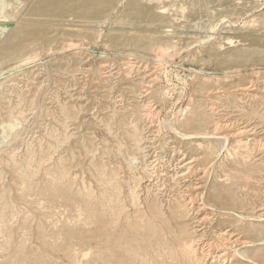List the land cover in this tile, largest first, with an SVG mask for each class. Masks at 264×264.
<instances>
[{
    "label": "rangeland",
    "instance_id": "374dc122",
    "mask_svg": "<svg viewBox=\"0 0 264 264\" xmlns=\"http://www.w3.org/2000/svg\"><path fill=\"white\" fill-rule=\"evenodd\" d=\"M2 6L0 264H183L182 236L195 264H217L204 255L222 232L234 264H264V0Z\"/></svg>",
    "mask_w": 264,
    "mask_h": 264
},
{
    "label": "bare ground",
    "instance_id": "6f19581e",
    "mask_svg": "<svg viewBox=\"0 0 264 264\" xmlns=\"http://www.w3.org/2000/svg\"><path fill=\"white\" fill-rule=\"evenodd\" d=\"M3 3H4V0H3ZM2 3V4H3ZM261 3V2H260ZM2 4H1V6H0V8L1 7H3L2 6ZM5 5V4H4ZM7 5V4H6ZM5 5V6H6ZM23 5V4H22ZM8 6V5H7ZM10 6H11V4H10ZM9 6V7H10ZM20 7H22V6H20ZM120 7V6H119ZM263 8V7H262ZM5 9H6V7H5ZM8 9V8H7ZM10 9V8H9ZM15 9V8H14ZM18 9H19V7H18ZM17 9V10H18ZM123 9V8H122ZM2 10H4V9H2ZM257 11H258V9H256ZM13 11V10H12ZM12 11H11V13H12ZM16 11V10H15ZM14 11V12H15ZM19 11V10H18ZM256 11V12H257ZM262 11V10H261ZM4 12V11H3ZM6 12V11H5ZM14 12H13V14H14ZM183 12V11H182ZM1 13V12H0ZM162 13H163V11H162ZM166 13V12H165ZM164 13V14H165ZM184 13V12H183ZM5 14V13H4ZM4 14H3V16H4ZM16 14H18L17 12L14 14V15H16ZM40 14V13H39ZM8 15V14H7ZM2 16V15H1ZM0 16V17H1ZM10 16H12V14L10 15ZM20 16V15H19ZM12 17H17V15L16 16H12ZM11 17V18H12ZM246 17V16H245ZM6 18H8V17H6ZM5 18V19H6ZM1 19H2V17H1ZM4 19V18H3ZM2 19V22L4 21ZM10 20V19H9ZM16 20V19H15ZM41 20V19H40ZM163 20V19H162ZM252 20V19H251ZM253 20H255V19H253ZM13 22H14V20H13ZM12 22V23H13ZM41 22V21H40ZM103 22V21H102ZM238 22V21H237ZM243 22V21H242ZM4 23H5V21H4ZM8 23V22H7ZM7 23H6V25H0V26H2V27H0V28H2V32H4L5 30H7L6 28L9 26V25H7ZM9 23H11V21H9ZM100 23V22H99ZM245 23V22H244ZM253 23H254V21H253ZM34 24V23H33ZM102 24V23H101ZM227 24V23H226ZM236 23H234V25H235ZM241 24V23H240ZM263 24V23H262ZM17 25V24H16ZM15 25V26H16ZM32 25V24H31ZM37 25V24H36ZM100 25V24H99ZM228 25V24H227ZM226 25V26H227ZM232 25V24H231ZM257 25V24H256ZM39 26V25H38ZM94 26V25H93ZM230 26V25H229ZM249 26H250V24H249ZM11 27V26H10ZM25 27V26H24ZM255 27V26H254ZM27 28V27H26ZM216 28V27H215ZM235 28V27H234ZM11 29V28H10ZM23 29V28H22ZM22 29H15V35H18V34H21L22 33ZM45 29V28H44ZM247 29H249V28H247ZM9 30V29H8ZM69 30V29H68ZM215 30V29H214ZM254 30H257V29H254ZM2 32H0V33H2ZM61 32H63V31H61ZM205 32V31H204ZM215 33V32H214ZM4 34V33H3ZM56 34V33H55ZM7 35V34H6ZM5 35V36H6ZM106 35V34H105ZM215 35V34H214ZM1 36H4V35H1ZM4 36V37H5ZM19 36V35H18ZM44 36V35H43ZM209 36V35H208ZM211 36H212V34H211ZM216 36V35H215ZM14 37V36H13ZM213 37V36H212ZM216 38V37H215ZM4 39V38H3ZM206 39H208V37L206 38ZM0 40L2 41V39H1V37H0ZM210 40H211V38H210ZM221 40V39H220ZM228 41V40H227ZM226 41V42H227ZM225 42V43H226ZM229 42V41H228ZM42 43V42H41ZM32 44V43H31ZM78 44V43H77ZM205 44V43H204ZM228 44V43H227ZM2 45V44H1ZM78 46V45H77ZM107 46V45H106ZM197 46V45H196ZM233 46V45H232ZM71 47V46H70ZM75 47V46H74ZM72 48V47H71ZM70 48V49H71ZM222 48V47H221ZM70 49H68V50H70ZM165 49V48H164ZM67 50V51H68ZM222 50V49H221ZM182 52V51H181ZM155 54V53H154ZM165 54V51L163 50V49H161V55L163 56ZM36 55V54H35ZM173 55V54H172ZM160 56V55H159ZM203 57V56H202ZM35 59V58H34ZM129 59V58H128ZM157 59V58H156ZM208 59V58H207ZM33 60V59H32ZM160 60H162L161 58H160ZM169 60V59H168ZM171 60V59H170ZM173 61V60H172ZM30 62H31V60H30ZM161 62V61H160ZM132 63V62H131ZM157 63H159V62H157ZM150 64V63H149ZM152 65V64H151ZM159 65V64H158ZM130 66V65H129ZM132 66V65H131ZM156 68H157V65H156ZM158 69V68H157ZM140 71V70H139ZM138 75V74H137ZM129 77V76H128ZM142 77V76H141ZM144 78V77H143ZM151 79V78H150ZM134 80V79H133ZM148 80V79H147ZM219 80V79H218ZM229 81V80H228ZM134 82V81H133ZM137 82V81H136ZM157 82H159V81H157ZM156 82V83H157ZM151 84V83H150ZM253 84V83H252ZM251 85V84H250ZM150 87H151V85H150ZM160 88V87H159ZM156 89V88H155ZM225 89V88H224ZM244 89H246L245 87H244ZM145 90H147V89H145ZM141 91V90H140ZM144 91V90H143ZM148 91V90H147ZM153 91V90H152ZM155 91V90H154ZM207 91V90H206ZM136 92V91H135ZM149 92V91H148ZM152 93V92H151ZM154 93V92H153ZM135 94V93H134ZM158 94V93H157ZM163 94V93H162ZM239 94V93H238ZM259 94V93H258ZM142 95V94H141ZM248 95V94H247ZM250 95V94H249ZM252 96V95H251ZM136 97V96H135ZM159 97V96H158ZM164 97V96H163ZM167 97V96H166ZM219 97V96H218ZM152 98V97H151ZM154 98V97H153ZM235 98V97H234ZM163 99V98H162ZM137 100V99H136ZM154 99H152V101H153ZM156 101H158L157 99H155ZM164 100H165V98H164ZM155 101V102H156ZM214 101H215V99H214ZM238 101V100H237ZM141 102V101H140ZM145 103V102H144ZM143 104V103H142ZM140 105V104H139ZM153 105V104H152ZM214 105V104H213ZM210 106V105H209ZM146 107V106H145ZM204 107H206V106H204ZM214 107V106H213ZM212 107V108H213ZM147 108V107H146ZM141 109V108H140ZM149 109V108H148ZM152 109V108H151ZM201 110V109H200ZM254 110V109H253ZM149 111V110H148ZM198 111V110H197ZM145 112V111H144ZM174 112V111H173ZM142 113V112H141ZM138 114H139V112H138ZM137 114V115H138ZM152 114V113H151ZM174 114V113H173ZM189 114V113H188ZM252 114V113H251ZM250 114V115H251ZM255 114V113H254ZM145 115V114H144ZM171 115V114H170ZM190 115H192V114H190ZM256 115V114H255ZM150 116V115H149ZM151 116H154L153 114L151 115ZM195 116V115H194ZM258 116H260V115H258ZM155 117V116H154ZM209 117V116H208ZM244 117V116H243ZM150 118H152V117H150ZM199 118V117H198ZM256 118V117H255ZM262 118V117H261ZM144 119V118H143ZM149 119V118H148ZM173 119V118H172ZM201 119H199V121H200ZM241 120H242V118H241ZM145 121V120H144ZM148 121V120H147ZM154 121V120H153ZM166 121H168V120H166ZM192 121H196L197 122V119H193ZM257 121V120H256ZM261 121V120H260ZM163 122V121H162ZM182 122V121H181ZM186 122V121H185ZM219 122V121H218ZM153 123V122H152ZM198 124H199V122H197ZM201 123H203V122H201ZM206 123H207V121H206ZM217 123V122H216ZM226 123V122H225ZM231 123V122H230ZM241 123V122H240ZM251 123V122H250ZM185 124V123H184ZM208 124V123H207ZM211 124V123H210ZM210 124H208V125H210ZM248 124V123H247ZM143 125V124H142ZM158 125V124H157ZM221 125V124H220ZM225 125V124H224ZM229 125V124H228ZM135 126V125H134ZM140 126V125H139ZM147 126V125H146ZM155 126V125H154ZM165 126V125H164ZM169 126V125H168ZM171 126V125H170ZM181 126V125H180ZM189 126V125H188ZM200 127H201V125H199ZM227 126V125H226ZM232 126V125H231ZM136 127V126H135ZM134 127V128H135ZM149 127V126H148ZM166 127V126H165ZM182 128H183V126H181ZM187 127V126H186ZM192 127V126H191ZM204 127H207V126H204ZM215 127H216V125H215ZM133 128V127H132ZM133 128V129H134ZM153 129V128H152ZM161 129V128H160ZM181 129V128H180ZM247 129V128H246ZM134 130H136V129H134ZM137 130H139V129H137ZM143 130V129H142ZM154 130V129H153ZM173 130V129H172ZM206 130V129H205ZM216 130V129H215ZM243 130L244 129H239V133L240 132H243ZM144 131V130H143ZM157 131H158V129H157ZM162 131H163V129H162ZM161 131V132H162ZM171 131V130H170ZM178 131V130H177ZM191 131V130H190ZM247 131V130H246ZM245 131V132H246ZM136 132V131H135ZM149 132V131H148ZM173 132V131H172ZM142 133V132H141ZM144 133V132H143ZM158 133V132H157ZM166 133V132H165ZM235 133V132H234ZM135 134V133H134ZM151 134V133H150ZM160 134V133H159ZM177 134V133H176ZM237 134V133H236ZM248 134V133H247ZM132 135V134H131ZM146 135V134H145ZM147 135H148V133H147ZM175 135V134H174ZM185 136V137H187V138H192V137H196V136H203L204 138H208V137H210V138H212L211 137V135H210V133H209V131H203V132H199V134H195V133H191V132H189V133H182L181 134V136ZM229 135V134H228ZM135 136V135H134ZM138 136V135H137ZM139 136L141 137L142 135L139 133ZM150 136H152V135H150ZM178 136V135H177ZM131 137H133V136H131ZM162 137V136H161ZM185 137H183V138H185ZM202 137V138H203ZM229 137V136H228ZM197 138V137H196ZM252 138V137H251ZM67 139V138H66ZM133 139V138H132ZM139 139V138H138ZM142 139V138H141ZM254 139V138H253ZM135 140V139H134ZM146 140V139H145ZM187 140V139H186ZM137 141V140H136ZM169 141V140H168ZM167 141V142H168ZM249 141V140H248ZM134 142V141H133ZM140 142V141H139ZM159 142V141H158ZM166 142V141H165ZM145 143V142H144ZM181 143V142H180ZM243 143H247V142H243ZM250 144V143H249ZM249 144H248V146H249ZM138 145H140V144H138ZM155 145V144H154ZM212 145V144H211ZM130 146H132V145H130ZM162 146V145H161ZM166 146V145H165ZM170 146V145H169ZM190 146V145H189ZM205 146V145H204ZM213 146H214V144H213ZM201 147H202V145H201ZM216 147V146H215ZM252 147V146H251ZM259 147V146H258ZM261 147V146H260ZM132 148H133V146H132ZM142 148V147H141ZM217 148V147H216ZM140 149V148H139ZM146 149V148H145ZM163 149V148H162ZM203 149V148H202ZM218 149V148H217ZM217 149H215V151L217 150ZM259 150H260V148H259ZM139 151V150H138ZM143 151V150H142ZM178 151V150H177ZM212 151V150H211ZM186 152V151H185ZM221 152V151H220ZM219 152V153H220ZM250 152V151H249ZM191 153V152H190ZM214 153V152H213ZM145 154V153H144ZM218 154V153H217ZM149 155V154H148ZM155 155H156V152H155ZM173 155V154H172ZM248 155V154H247ZM253 155V154H252ZM151 156V155H150ZM162 156V155H161ZM185 155H183V157H184ZM145 157V156H144ZM170 157V156H169ZM129 158V157H128ZM135 158V157H134ZM150 158V157H149ZM175 158V157H174ZM211 158V157H210ZM215 158H217V157H215ZM254 158V157H253ZM46 159V158H45ZM51 159V158H50ZM130 159H131V157H130ZM129 159V160H130ZM162 159V158H161ZM213 159V158H212ZM41 160V159H40ZM152 160H154V159H152ZM173 160V159H172ZM261 160V159H260ZM125 161V160H124ZM151 161V160H150ZM163 161V160H162ZM178 161V160H177ZM253 161V160H252ZM133 162V161H132ZM147 162V161H146ZM188 162V161H187ZM42 163V162H41ZM104 163V162H103ZM164 163V162H163ZM130 164V163H129ZM172 164V163H171ZM175 164V163H174ZM179 164V163H178ZM154 165V164H153ZM210 165H211V163H210ZM129 167H130V165H128ZM127 166V167H128ZM134 166V165H133ZM139 166H140V164H139ZM150 166H151V164H150ZM180 166V165H179ZM223 165H221V167H222ZM239 166V165H238ZM244 166V165H243ZM146 167V166H145ZM148 167V166H147ZM106 168V167H105ZM155 168V167H154ZM160 168V167H159ZM168 168V167H167ZM236 168V167H235ZM103 169V168H102ZM144 169V168H143ZM150 169V168H149ZM205 169V168H204ZM212 169H213V167H212ZM219 169V168H218ZM224 169V168H223ZM64 170V169H63ZM162 170V169H161ZM61 171V170H60ZM65 171V170H64ZM129 171H130V169H129ZM149 171V170H148ZM205 171V170H204ZM234 171V170H233ZM99 172H100V169H99ZM112 172V171H111ZM116 172V171H115ZM143 172V171H142ZM150 172V171H149ZM161 172V171H160ZM185 172V171H184ZM55 173V172H54ZM151 173V172H150ZM170 173V172H169ZM104 174V173H103ZM102 174V175H103ZM115 174V173H114ZM158 174V173H157ZM162 174V173H161ZM226 174H227V172H226ZM56 175V174H55ZM64 175V174H63ZM118 175H119V172H118ZM139 175H141V174H139ZM139 175H138V177H139ZM148 175H151V174H148ZM147 175V176H148ZM166 175V174H165ZM178 175V174H177ZM180 175V174H179ZM195 175V174H194ZM220 175V174H219ZM59 176V175H58ZM67 176V175H66ZM100 176V175H99ZM103 176H105V175H103ZM102 176V177H103ZM116 176H117V174H116ZM134 176V175H133ZM142 176V175H141ZM152 176V175H151ZM51 177V176H50ZM129 177V176H128ZM153 177V176H152ZM155 177V176H154ZM196 177V176H195ZM64 178V177H63ZM151 178V177H150ZM159 178V177H158ZM114 179H116V178H114ZM140 179V178H139ZM218 179V178H217ZM143 180H145V179H143ZM208 180V179H207ZM220 180V179H219ZM259 180V179H258ZM57 181V180H56ZM63 181V180H62ZM118 181V180H117ZM133 181V180H132ZM141 181H142V178H141ZM157 181H158V179H157ZM188 181V180H187ZM102 182V181H101ZM111 182H115V180L114 181H111ZM128 182V181H127ZM136 182V181H135ZM143 182V181H142ZM146 183V182H145ZM148 183V182H147ZM151 183V182H150ZM161 183V182H160ZM160 183H158V184H160ZM231 183V182H230ZM107 184V183H106ZM109 184V183H108ZM114 184V183H113ZM141 184V183H140ZM149 184V183H148ZM163 184V183H162ZM168 184V183H167ZM152 185V184H151ZM102 186V185H101ZM108 186V185H107ZM134 186L135 185H133V188H134ZM140 186V185H139ZM148 186V185H147ZM254 186V185H253ZM138 187V186H137ZM143 187V186H142ZM170 187V186H169ZM196 187H198V186H196ZM255 187V186H254ZM84 188H86L85 186H84ZM112 188V187H111ZM128 188V187H127ZM131 188V187H130ZM129 188V189H130ZM133 188H131V189H133ZM137 189V188H136ZM152 189V188H151ZM183 189V188H182ZM86 190V189H85ZM84 190V191H85ZM88 190V189H87ZM114 190H116L115 188H114ZM181 190V189H180ZM186 190H189V186H187L186 187ZM250 190V189H249ZM54 191V190H53ZM89 191V190H88ZM130 191V190H129ZM135 191V190H134ZM133 191V192H134ZM163 191V190H162ZM253 191H255V190H253ZM79 192V191H78ZM92 192V191H91ZM132 192V193H133ZM143 192V191H142ZM165 192V191H164ZM185 192V191H184ZM187 192V191H186ZM256 192V191H255ZM130 193V192H129ZM160 193V192H159ZM200 193V192H199ZM80 194V193H79ZM93 194V193H92ZM123 194V193H122ZM131 194V193H130ZM139 194V193H138ZM165 194V193H164ZM83 195V194H82ZM88 195V194H87ZM133 195V194H132ZM132 195H130V199H131V196ZM134 195H135V193H134ZM150 195V194H149ZM201 195V194H200ZM120 195H118V197H119ZM199 196V195H198ZM213 196V195H212ZM218 196H220V195H218ZM229 196V195H228ZM79 197V196H78ZM112 197V196H111ZM138 197V196H137ZM185 197V196H184ZM203 197V196H202ZM59 198V197H58ZM133 198V197H132ZM165 198V197H164ZM163 198V199H164ZM188 198V197H187ZM197 198V197H196ZM215 198V197H214ZM234 198V197H233ZM67 199V198H66ZM82 199V198H81ZM89 199H91L90 197H89ZM114 199V198H113ZM118 199V198H117ZM117 199H116V201H117ZM120 199V198H119ZM127 199H128V197H127ZM139 199V198H138ZM188 199H190V198H188ZM224 199V198H223ZM62 200V199H61ZM123 200H124V198H123ZM141 200V199H140ZM171 200V199H170ZM194 200V199H193ZM230 200V199H229ZM84 201H86V200H84ZM234 201V200H233ZM88 202H90V201H88ZM134 202V201H133ZM138 202V201H137ZM142 202V201H141ZM201 202H203V201H201ZM235 202V201H234ZM233 202V203H234ZM242 202V201H241ZM44 203V202H43ZM123 203V202H122ZM129 203V202H128ZM184 203V216L185 217H190V213L192 212V210H193V212L195 211V207H194V205H193V201H187V202H183ZM243 203V202H242ZM77 204H79V203H77ZM76 204V205H77ZM131 204H134V203H131ZM179 204V203H178ZM204 204V203H203ZM222 204V203H221ZM220 204V205H221ZM108 205V204H107ZM120 205H121V203H120ZM124 205V204H123ZM202 205V204H201ZM229 205V204H228ZM240 205V204H239ZM79 206H81V205H79ZM91 206V205H90ZM114 206H116V205H114ZM125 206V205H124ZM123 206V208L125 209V207ZM135 206V205H134ZM133 206V207H134ZM140 206H142V205H140ZM198 206V205H197ZM223 206V205H222ZM251 206V205H250ZM144 207V206H143ZM215 207V206H214ZM224 207H228V208H230L229 206H224ZM246 207V206H245ZM80 208V207H79ZM106 208V207H105ZM120 208V207H119ZM208 208H210V207H208ZM232 208V207H231ZM238 208V207H237ZM247 208V207H246ZM129 209V208H128ZM212 209V208H211ZM239 209V208H238ZM47 210V209H46ZM81 210V209H80ZM204 210V208L203 207H201V206H199L198 208H197V210H196V215L192 218V220L195 222V223H197L199 226L207 219V216L206 215H204V216H202V217H200L199 218V215H200V213H201V211H203ZM216 210V209H215ZM257 210V209H256ZM77 211H78V209H77ZM119 211V210H118ZM58 212V211H57ZM56 212V213H57ZM67 212V211H66ZM79 212V211H78ZM143 212H145V211H143ZM255 212V211H254ZM84 213V212H83ZM127 213V212H126ZM235 213V212H234ZM233 213V214H234ZM259 213H261V212H259ZM263 213V212H262ZM79 214H81V213H79ZM114 214V213H113ZM119 214V213H118ZM123 214V213H122ZM141 214V213H140ZM177 213H172V216L171 217H173V218H178L177 216L178 215H176ZM232 214V213H231ZM237 214V213H236ZM115 215V214H114ZM119 215H121V214H119ZM136 215V214H135ZM230 215V214H229ZM242 215V214H241ZM258 215V214H257ZM260 215V214H259ZM258 215V216H259ZM79 216V215H78ZM82 216H83V214H82ZM240 216V215H239ZM245 216V215H244ZM256 216V215H255ZM260 216H262V214L260 215ZM64 217V216H63ZM104 217V216H103ZM119 217V216H118ZM118 217H116V218H118ZM131 217V216H130ZM211 217V216H210ZM56 218V217H55ZM80 218H81V216H80ZM120 218V217H119ZM118 218V219H119ZM191 218V217H190ZM215 218V217H214ZM242 218V217H241ZM260 218V217H259ZM49 219H51V218H49ZM121 219V218H120ZM187 219V218H186ZM239 219V218H238ZM251 219V218H250ZM253 219H254V217H253ZM258 219V218H257ZM256 219V220H257ZM261 219V218H260ZM69 220V219H68ZM77 220V219H76ZM114 220V219H113ZM126 220H128V219H126ZM141 220H143L142 218H141ZM244 220H245V217H244ZM52 221V220H51ZM77 221H79V219L77 220ZM99 221V220H98ZM118 222V221H117ZM127 222V221H126ZM141 222V221H140ZM235 222V221H234ZM248 222V221H247ZM79 223H80V221H79ZM143 223V222H142ZM179 223H181V222H179ZM211 223V222H210ZM251 223V222H250ZM231 223H229V225H230ZM66 225V224H65ZM79 225V224H78ZM105 225V224H104ZM114 225V224H113ZM129 225V224H128ZM232 225V224H231ZM233 225H234V223H233ZM255 225V224H254ZM54 226H56V225H54ZM74 226H75V224H74ZM130 226V225H129ZM221 226V225H220ZM249 226V225H248ZM77 227H79V226H77ZM86 227H88L87 225H86ZM101 227V226H100ZM194 227V226H193ZM245 227V226H244ZM257 227V226H256ZM102 228V227H101ZM105 228V227H104ZM155 228V227H154ZM236 228H237V226H236ZM73 230V229H72ZM79 230V229H78ZM104 231H105V229H103ZM111 230H113V229H111ZM143 230H144V228H143ZM199 230H201V229H199ZM225 230V229H224ZM239 230H241V229H239ZM246 230V229H245ZM65 231V230H64ZM194 231V230H193ZM244 231V230H243ZM79 232V231H78ZM197 232V231H196ZM236 232V231H235ZM234 233V232H233ZM111 234V233H110ZM197 234V233H196ZM211 234V233H210ZM214 234V233H213ZM220 234V233H219ZM241 234H243V233H241ZM252 234V233H251ZM259 234V233H258ZM140 235V234H139ZM212 235V234H211ZM68 236V235H67ZM74 236V235H73ZM77 236V235H76ZM87 236V235H86ZM220 239L222 240V246H223V248L221 249V250H219L218 248H220V247H217L216 246V250L218 249L219 251H217V252H213V250H214V248H213V250L212 249H210L207 253H205V255H204V257H205V261L208 259V257H212L213 258V260L217 263V264H234L233 263V257H234V255L236 254L235 253V250H233V247H236V246H238L239 245V240H233V235H230L228 232H222L220 235ZM78 237V236H77ZM94 237V236H93ZM164 237H165V235H164ZM198 237H200V236H198ZM209 237V236H208ZM214 237V236H213ZM250 237V236H249ZM261 237V236H260ZM69 238V237H68ZM216 238V237H215ZM65 239V238H64ZM74 239V238H73ZM102 239V238H101ZM249 239V238H248ZM72 240V239H71ZM77 240H78V238H77ZM99 240V239H98ZM97 240V241H98ZM200 240H203V238L201 237L200 238ZM241 240V239H240ZM247 240V239H246ZM253 240V239H252ZM263 240L264 239H262V243H263ZM76 241V240H75ZM79 241V240H78ZM81 241V240H80ZM135 241V240H134ZM254 241V240H253ZM252 241V242H253ZM180 242H181V251H182V254H183V256H184V258H185V262L183 263V264H195V260H194V254L197 252V248H196V246L198 245H196L194 242H191L190 240H189V238H187V237H184V236H182L181 237V240H180ZM76 243V242H75ZM103 243V242H102ZM108 243V242H107ZM199 243V242H198ZM205 243V245H206V241L204 242ZM243 243H248V241H244V242H242V244ZM251 243V242H250ZM259 243V242H258ZM200 244V243H199ZM264 244V243H263ZM216 245V244H215ZM251 245V244H250ZM254 245V244H253ZM78 246V245H77ZM242 246V245H241ZM63 247H64V245H63ZM67 247V246H66ZM86 247V246H85ZM98 247V246H97ZM101 247V246H100ZM157 247V246H156ZM212 247V246H211ZM78 248V247H77ZM210 248V247H209ZM253 248V247H252ZM68 249H70V248H68ZM90 249V248H89ZM109 249V248H108ZM201 249V248H200ZM208 249V248H207ZM250 249L251 248H249V251H250ZM167 250V249H166ZM201 250H203V249H201ZM201 250L199 251V252H201ZM205 250V249H204ZM238 250H240V249H238ZM260 250V249H259ZM93 250L91 249V252H92ZM104 252H105V250H103ZM107 251H110V250H107ZM168 251V250H167ZM79 252V251H78ZM86 252V251H85ZM87 252H89V251H87ZM102 252V251H101ZM110 252H113V251H110ZM205 252V251H204ZM256 252V251H255ZM70 253H72V252H70ZM69 253V254H70ZM74 253H77V252H75L74 251ZM93 253V252H92ZM92 253H91V255H92ZM248 253H250V252H248ZM247 253V254H248ZM252 253H254V252H252ZM78 254V253H77ZM94 254V253H93ZM102 254V253H101ZM169 254V253H168ZM239 254V253H238ZM247 254H246V256H247ZM251 254V253H250ZM75 255V254H74ZM107 255V254H106ZM159 255H160V253H159ZM163 255V254H162ZM164 255H165V253H164ZM170 255V254H169ZM87 256V255H86ZM85 256V257H86ZM96 256H97V254H96ZM99 256V255H98ZM103 256V255H102ZM109 256H111V253H110V255ZM166 256H167V254H166ZM237 256V255H236ZM239 256H240V254H239ZM249 256V255H248ZM69 257V256H68ZM77 257V256H76ZM83 257V256H82ZM146 257V256H145ZM161 257V256H160ZM238 257V256H237ZM73 258H75V257H73ZM92 258V257H91ZM135 258H138V257H135ZM151 258V257H150ZM242 258L243 259H245V255L244 256H242ZM76 259V258H75ZM104 259V258H103ZM211 259V258H210ZM247 259V258H246ZM78 260V259H77ZM96 260V259H95ZM160 260V259H159ZM165 260V259H164ZM163 260V261H164ZM178 260V259H177ZM176 260V261H177ZM247 260H249V259H247ZM251 260V259H250ZM80 261H81V259H80ZM104 261V260H103ZM200 261H202L201 259H200ZM255 261V260H254ZM122 262V261H121ZM174 262V261H173ZM183 262V261H182ZM197 262V261H196ZM258 262H260V261H258ZM132 263V262H131ZM240 263V262H239ZM74 264H76V263H74ZM110 264V263H109ZM134 264V263H133ZM168 264V263H167ZM175 264V263H174ZM176 264H178V263H176Z\"/></svg>",
    "mask_w": 264,
    "mask_h": 264
}]
</instances>
